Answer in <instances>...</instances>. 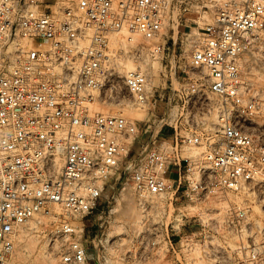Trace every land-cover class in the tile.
<instances>
[{"label": "built area", "instance_id": "2783aa9c", "mask_svg": "<svg viewBox=\"0 0 264 264\" xmlns=\"http://www.w3.org/2000/svg\"><path fill=\"white\" fill-rule=\"evenodd\" d=\"M171 31L189 56L172 98L149 74ZM262 31L264 0H0V264H91L124 247L85 223L106 194L107 218L123 194L137 212L124 264H261L243 199L264 190V135L240 59ZM120 56L134 68L119 74ZM123 91L151 112L141 134L96 111L119 110Z\"/></svg>", "mask_w": 264, "mask_h": 264}, {"label": "rangeland", "instance_id": "374dc122", "mask_svg": "<svg viewBox=\"0 0 264 264\" xmlns=\"http://www.w3.org/2000/svg\"><path fill=\"white\" fill-rule=\"evenodd\" d=\"M172 34V31L168 33L169 42L166 45L164 52L160 55L158 60H154L152 62L153 66L149 69V74L151 77L150 82L152 87L165 89L164 96H171V98L174 95V88L178 89L182 84L185 83V75L182 73V69L183 67H185L187 70L189 61L188 53H186V47L184 45H181L179 42V34H177V36H174V40L176 41V43L174 49H172V43L174 41L172 40ZM119 40H121L120 37H114L113 39H111L110 51L112 55H117L120 51V48L117 46V42ZM120 58V64L117 69L119 74H123L124 72L133 69H129L128 67L129 65H133V67L135 66L134 61L130 57L120 56ZM240 62L242 74H248L247 76L243 75V78L245 79L246 77V79L252 80L255 85L257 84L256 88L259 93L257 105L259 106V111L254 117V124L255 130L264 135V85L261 84V82L264 80V31L260 32L254 37L250 52L243 55L240 59ZM249 74L251 75L250 77H248ZM121 97L124 99V102L119 110L110 109L96 111L104 114H118L122 119L130 123H134L138 127L139 133L141 134V128L143 127L144 123L151 120V112L147 111L146 109H138L133 106L131 104L132 101L130 99V96H128L126 92L123 91ZM165 103L166 102L164 101V105H162L157 102L156 105L152 106V108L156 110L159 115H161L165 111ZM176 104L181 107V103L175 100L171 101L168 109L175 106ZM208 120L211 121L212 118H209ZM162 140H169V133L165 132L161 134L158 137L157 142H161ZM192 152L199 153L201 152V149L195 147L192 149ZM169 175L170 177H175V169H171ZM106 197L107 194L102 198L100 203L101 205L99 206L98 211L94 213V216L89 218L85 223L87 225L94 226L93 231L94 235H97V240L105 239L106 237H108L109 239H111V241H113L115 240V237L119 236L124 247L116 246L115 244L108 245L105 246L104 249L99 248L97 256L96 254H94V251H92L90 253L91 264H124L120 260L119 256L122 255L124 251H126V248L130 243L129 232L133 222L132 219H130L131 222H127V224H125L126 222H123L122 220H126V218H124L120 214V210L126 208L128 205L130 208H135L134 202L130 195L123 194L121 197H119V201H117L116 203H114V201L111 202V204L109 205V209H113V212L110 217L107 218V212H105V215L101 214L102 205L106 200ZM243 200H246L247 202L251 214V220L258 223L264 229V190H258L254 195H248L244 197ZM52 207L53 206H50L49 209L51 212H54V210H52ZM57 209V211H59L58 207ZM105 210L107 211V209ZM54 214L56 216L58 214L61 215V212H54ZM38 218L44 221L47 220V218L43 216H39ZM127 220H129V218ZM31 225L33 226V223H31ZM116 227H120L121 230ZM26 248L30 250H33L35 248L33 239L27 240ZM261 264H264V258Z\"/></svg>", "mask_w": 264, "mask_h": 264}, {"label": "bare ground", "instance_id": "6f19581e", "mask_svg": "<svg viewBox=\"0 0 264 264\" xmlns=\"http://www.w3.org/2000/svg\"><path fill=\"white\" fill-rule=\"evenodd\" d=\"M153 66V65H152ZM129 67V69H132V68H134L133 67V65L131 66V65H129L128 66ZM120 70V69H119ZM242 75H245V76H247L246 74H242ZM251 75L249 74V76L248 77H250ZM260 78V77H259ZM258 78V79H259ZM245 79H246V77H245ZM258 81H260V80H258ZM260 84V83H259ZM261 84H263L264 85V80L261 82ZM257 85V84H256ZM264 88V87H263ZM264 91V90H263ZM259 94V93H258ZM261 96H263V95H261ZM262 106V105H261ZM128 204V203H127ZM52 210H54V212H59V211H57L58 209H57V207L56 206H53L52 207ZM121 212H120V214L124 217V218H126V220L124 219V220H122L123 222H126L125 224H127V222L129 223V222H131L130 221V219H132V222H134L135 220H136V218H137V212H136V210H135V208H133V207H129V205L126 207V208H124V209H121L120 210ZM54 212L52 211L51 212V214H50V216H49V218H55L56 217V213L54 214ZM61 212V211H60ZM129 218V220H127ZM116 228H119L120 230H121V228H122V226H121V228L120 227H116ZM116 228H115V230H116ZM119 229H117V230H119ZM123 230V229H122Z\"/></svg>", "mask_w": 264, "mask_h": 264}]
</instances>
